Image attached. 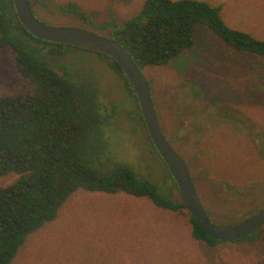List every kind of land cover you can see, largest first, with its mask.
<instances>
[{
  "label": "rangeland",
  "instance_id": "obj_1",
  "mask_svg": "<svg viewBox=\"0 0 264 264\" xmlns=\"http://www.w3.org/2000/svg\"><path fill=\"white\" fill-rule=\"evenodd\" d=\"M219 10L226 26L264 41V0H198ZM144 0H39L35 17L51 26L78 27L101 36L109 22L137 15ZM75 4L93 26L56 6ZM14 52L0 49V96L25 94L30 84L13 67ZM48 64L96 93L104 148L97 162L128 166L158 192L181 201L156 154L139 105L97 54L71 51ZM150 83L161 131L186 162L208 219L234 225L264 207V58L238 52L206 27L193 47L162 66L142 70ZM96 165V163H95ZM19 178L0 177V189ZM190 212L156 208L122 193L78 190L55 220L27 236L11 264H264V226L250 240L208 247L190 235Z\"/></svg>",
  "mask_w": 264,
  "mask_h": 264
},
{
  "label": "trees",
  "instance_id": "obj_2",
  "mask_svg": "<svg viewBox=\"0 0 264 264\" xmlns=\"http://www.w3.org/2000/svg\"><path fill=\"white\" fill-rule=\"evenodd\" d=\"M38 1L28 0L34 16L33 2ZM55 9L93 26L92 18L75 4ZM198 27L208 28L238 52L264 58V41L229 28L217 8L198 0H144L133 18L100 28L143 70L165 65L191 49ZM0 49L14 52V70L31 86L25 94L0 96V177L19 176L0 189V264H11L27 236L55 220L60 207L78 190L144 198L174 213L187 209L182 200L160 194L150 180L139 178L128 166H105L95 160L104 148L99 127L109 117L100 118L91 85L73 82L64 77L67 72L60 75L48 64L50 57L89 50L32 36L20 24L12 0H0ZM93 53L106 62L138 103L121 67L111 57ZM189 218L194 240L208 247L222 244L210 239L191 214Z\"/></svg>",
  "mask_w": 264,
  "mask_h": 264
},
{
  "label": "water",
  "instance_id": "obj_3",
  "mask_svg": "<svg viewBox=\"0 0 264 264\" xmlns=\"http://www.w3.org/2000/svg\"><path fill=\"white\" fill-rule=\"evenodd\" d=\"M20 24L34 37L51 43L69 45L111 57L130 82L138 101L148 137L159 158L173 179L182 202L206 235L220 243H234L246 239L264 226V207L250 217L230 226L211 223L198 197L188 168L164 137L152 99L149 81L117 41L97 35L83 28L59 27L45 24L32 13L28 0H12Z\"/></svg>",
  "mask_w": 264,
  "mask_h": 264
},
{
  "label": "flooded vegetation",
  "instance_id": "obj_4",
  "mask_svg": "<svg viewBox=\"0 0 264 264\" xmlns=\"http://www.w3.org/2000/svg\"><path fill=\"white\" fill-rule=\"evenodd\" d=\"M152 144V143H151ZM170 145V144H169ZM153 146V145H152ZM153 149H154V147H153ZM156 151V150H155ZM156 154H157V152H156ZM158 155V154H157ZM185 164H186V162H185ZM187 166V165H186ZM189 171V170H188ZM190 174V173H189ZM191 176V175H190ZM192 179V178H191ZM194 184V183H193ZM197 192V191H196ZM263 227V226H262ZM261 227V228H262ZM260 229V228H259ZM258 231V230H257Z\"/></svg>",
  "mask_w": 264,
  "mask_h": 264
}]
</instances>
